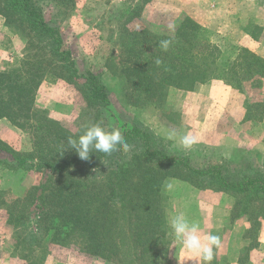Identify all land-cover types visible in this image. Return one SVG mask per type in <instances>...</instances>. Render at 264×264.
<instances>
[{"label":"rangeland","instance_id":"rangeland-1","mask_svg":"<svg viewBox=\"0 0 264 264\" xmlns=\"http://www.w3.org/2000/svg\"><path fill=\"white\" fill-rule=\"evenodd\" d=\"M40 2L46 22L59 30L63 49L70 52L77 74L98 76L107 88L111 112L121 124L136 125L148 131L157 147L172 156L189 158L199 167H220L230 183L244 175L264 177V126L260 124L264 120L262 93L254 87L244 88L249 124L242 123L239 127L234 126L228 112H223L224 99L220 93L225 96L226 92L217 89L213 92L197 84L189 91L168 88L160 94L148 85V80L145 82L135 75V57L129 49L134 48L135 54L143 52L144 61L149 59L153 53V33L160 31L170 35L169 27L184 15L177 9L178 3L173 0ZM143 31L145 37L140 33ZM26 43L23 33L6 24L0 16V70L18 66ZM83 82V78L75 82L65 78L44 80L36 92L34 112L46 115L73 133L78 132L91 121L93 114L84 100ZM103 116L106 129L115 128L109 114L103 113ZM13 128L10 136L13 142H3L8 148L0 150V264H207L185 251L172 234L167 255H143L141 246L134 242L135 219L126 207L120 214L118 229L122 232L117 241L120 249L105 257L85 253L77 241L61 246L49 244L42 232L36 236L38 240L31 237L37 234L33 211L30 212L29 207L26 211L24 205L22 211L17 210L15 203L34 188L40 189L38 195L43 194L41 188H45L49 180L55 181V177L49 171L33 168L32 160L24 157V165H28L25 170L21 158L30 152L31 139L26 132ZM189 131L198 142L191 149H184L178 141ZM137 152L130 148L119 164L125 168ZM145 165L142 163L141 169ZM114 169L113 165H105L83 178L76 176L77 181L93 189L92 181L97 179H105L107 184L114 181L111 172ZM134 180L135 176L130 184ZM169 183L171 189L167 188ZM161 191L163 199H159V203L165 210L169 227L171 219L183 213L190 222L199 225L201 235L211 233L220 237L221 246L214 249L210 264H264V219L257 218L259 211L256 210L262 209L261 203L251 204L246 198L219 190L217 186L198 189L178 179L166 181ZM9 208L21 215L24 226L9 223ZM243 208L246 214L242 213ZM25 226L33 234L24 235ZM168 230L171 233V229Z\"/></svg>","mask_w":264,"mask_h":264},{"label":"trees","instance_id":"trees-1","mask_svg":"<svg viewBox=\"0 0 264 264\" xmlns=\"http://www.w3.org/2000/svg\"><path fill=\"white\" fill-rule=\"evenodd\" d=\"M0 16L6 24L23 33L27 41L18 66L0 70V119H6L30 136L31 150L21 158L25 170L28 165H24V157L32 160L33 168L49 171L55 177V181L49 180L47 186L41 188L43 194L38 195L40 189L34 188L15 203L17 210L22 211L24 205L26 211L28 207L30 212L33 211L37 234L31 237L38 240L36 236L42 232L49 244L61 246L77 241L85 253L105 257L120 249L117 241L122 230L118 228L120 214L126 207L135 219L134 242L141 246L140 252L143 255H167L171 241L168 229L171 227L167 225L159 199H163L162 187L170 179H178L198 189L217 186L219 190L246 198L251 204L261 203L262 209H256L259 211L257 218L264 219L263 176L244 175L230 183L220 167H199L189 158L172 156L157 147L148 131L136 125L121 124L111 112L107 88L98 76L77 74L70 52L63 49L59 30L46 22L40 0H0ZM173 25L175 30L170 35L160 31L153 33V53L149 59L144 61L143 52L135 54L134 48L129 49L135 57V75L145 82L148 80L154 90L160 94L168 88L189 91L197 84L212 80L223 81L237 90H242L247 82L255 88L261 85L264 60L245 48L222 52L212 42L209 31L186 15L175 19ZM140 33L145 37V31ZM165 39L172 40L167 51L159 47L160 41ZM157 59L161 61L159 65ZM49 78H65L70 82L84 79V100L93 114L91 121L78 132L73 133L46 115L34 112L37 89ZM245 106L248 108L247 104ZM103 113L113 119L115 128L120 129L130 148L138 150L125 168L119 164L125 155L123 148L111 155L93 150L89 158L83 160L68 144L70 137L77 138L91 124L99 123L106 129ZM2 147L8 148L0 140V150ZM9 153L12 154L11 150ZM15 157L19 158V155L15 154ZM142 163L146 164L143 169ZM109 164L115 167L111 171L114 181L107 184L105 179H97L92 181L93 189L77 181L76 176L83 178ZM134 176V183L130 184ZM241 210L246 214V208ZM254 218L251 216L252 220ZM8 221L24 226L21 215L12 210L8 212ZM29 229L25 226L24 235L33 234Z\"/></svg>","mask_w":264,"mask_h":264},{"label":"crops","instance_id":"crops-1","mask_svg":"<svg viewBox=\"0 0 264 264\" xmlns=\"http://www.w3.org/2000/svg\"><path fill=\"white\" fill-rule=\"evenodd\" d=\"M178 3L180 13L200 24L211 35V40L219 49L227 53L232 49L245 48L256 57L264 60V0H173ZM218 43V44H217ZM201 87L223 93V112H228L234 126L248 125L247 98L244 88L253 89L250 82L242 90L225 85L223 81L213 80ZM220 85H223L222 88ZM254 89L264 98V78ZM249 120V119H248ZM245 122V123H244ZM264 126V120L261 121ZM9 125V127H8ZM15 128L6 120L0 119V140L11 144L10 136ZM8 136V137H7Z\"/></svg>","mask_w":264,"mask_h":264},{"label":"clouds","instance_id":"clouds-1","mask_svg":"<svg viewBox=\"0 0 264 264\" xmlns=\"http://www.w3.org/2000/svg\"><path fill=\"white\" fill-rule=\"evenodd\" d=\"M169 30L174 31L175 25H171ZM171 44L172 40L165 39L160 41L159 47L167 51ZM160 63L161 61L157 59L156 64L159 65ZM178 142L184 149H191L198 140L189 131L181 135ZM68 144L83 160H87L93 150L106 155H111L113 152L120 150V148H123L124 152L130 150V145L126 142L120 129L106 130L99 123L86 126L82 134L77 138L70 137ZM167 188L171 189L172 185L170 183L167 184ZM170 227L174 240L179 242L185 251L210 264L213 260L214 249H218L221 246V239L218 235L211 233L201 235L199 225L195 222H190L183 213L177 214L171 219Z\"/></svg>","mask_w":264,"mask_h":264}]
</instances>
